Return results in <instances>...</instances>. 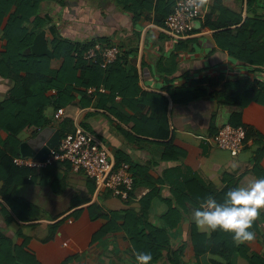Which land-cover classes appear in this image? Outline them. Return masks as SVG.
<instances>
[{
	"label": "crops",
	"instance_id": "crops-1",
	"mask_svg": "<svg viewBox=\"0 0 264 264\" xmlns=\"http://www.w3.org/2000/svg\"><path fill=\"white\" fill-rule=\"evenodd\" d=\"M175 1L66 0L63 7L58 3H49L52 13L57 16H54V21L59 33L64 38L92 46H120L121 54L111 65L110 76L114 80L113 87L122 90L126 96L118 91L111 92L103 82L98 88L101 90L94 93L112 96L113 100L105 102L96 98L94 102L105 106L99 109L86 107L78 123L86 124V130L112 152L115 161H123L130 167L143 166L155 179L171 181L173 187L167 183L156 185L159 193L153 203L151 221L159 223L164 221L163 215L168 210L165 200L170 199L171 190L179 188L189 176L196 175L218 190H222L230 180L238 181V186H246L255 179L264 178V106L257 102L239 106L228 99L231 90L227 91L226 97L221 92L226 82L244 79L264 82V68L255 70L234 59L218 46L214 37L215 30L203 29L206 16L212 12L220 14L228 11L234 16L242 17L240 25L231 27L235 29L244 24L248 16H253V12L260 15L264 13V9L256 8V11L248 13L245 10V0H199L204 14L201 29H195L196 32L186 37L177 38L164 25ZM51 38L52 35L47 30V42ZM59 64L60 61H53L55 68ZM105 73H109L108 69ZM201 81L203 83L195 90L198 94L196 98L184 103L172 99L178 88L185 85L193 87ZM13 85L11 79L0 74V101L10 95ZM74 94L80 105L82 95ZM156 95L169 100L167 119L170 137L167 141L146 135L151 127L154 129L153 133H157V122L164 125L163 119H160L163 100ZM53 112L52 107L47 111L51 117ZM88 112L93 114L88 116ZM236 114L240 116L232 118ZM67 120L71 119L53 121L52 127L60 129V123ZM232 120L255 131L246 140L242 153L236 157L207 140L214 137L222 126L231 124ZM71 121L72 125H76ZM74 132L65 130L61 138ZM34 134V128H26L18 138L23 143ZM7 136L0 129V138L5 140ZM168 141H173L177 149L173 150L172 155L181 153L176 159H162L165 153L163 142ZM256 157L260 163L258 175L254 171ZM133 170L136 171V168ZM55 178V183L51 185H26L28 189L25 193L20 192L22 187L19 189L22 197L42 209L39 220L33 222L35 226L26 224L22 228L31 237L29 250L39 263L62 264L70 259L68 264H136L124 232L99 236L107 220L92 219L93 215L89 210L91 205L97 204L109 212L123 211L128 208L127 204L113 197L109 191L98 192L93 180L83 172H72L68 163L57 168ZM1 184L0 182V186ZM142 189L151 191L150 187L145 186L138 189V193ZM34 191V199L27 197V193L32 197ZM61 197L65 198L67 204L59 213L60 210H56V207ZM88 198L91 201L84 203ZM133 200L135 209L139 211L141 200ZM46 209H54L55 214L51 215ZM58 222L61 223L53 233L50 226ZM258 222V232L246 244L252 252L264 254V211L258 216ZM192 225L195 224L190 214L189 218L184 217L177 227L170 229L172 249L185 247V264H225L215 254L208 253L201 261L192 257ZM0 227H5L1 215ZM11 228L18 230L15 225ZM247 256L251 257V253ZM156 264L172 263L166 255ZM232 264L249 262L246 257L236 255Z\"/></svg>",
	"mask_w": 264,
	"mask_h": 264
},
{
	"label": "trees",
	"instance_id": "trees-1",
	"mask_svg": "<svg viewBox=\"0 0 264 264\" xmlns=\"http://www.w3.org/2000/svg\"><path fill=\"white\" fill-rule=\"evenodd\" d=\"M65 2L66 0H0V74L14 82L10 95L0 101V129L8 134L5 140L0 138V182L2 183L0 215L5 225V227H0V264H40L37 257L29 250L31 237L27 236L22 228L27 223H31L28 226H35L33 222L39 220L42 209L22 197L19 189L26 185L55 183L57 168L67 164V162H55L46 168L17 166L13 160L14 157L21 156V141L18 135L26 128H34L36 134L52 126L53 117L48 115V109L52 107L56 111L70 105L76 101L74 93L82 95L83 99L80 103L82 109L89 106L96 109L104 107L105 104L98 105L94 100L99 98L109 102L113 100L112 96L87 93L89 88H99L103 82L111 92L118 91L126 96L122 90L113 87L114 80L110 76L111 66L106 75V70L100 65L89 63L84 58V53L92 45L64 38L59 33L49 3H58L63 7ZM174 6L175 3L173 8ZM173 8L167 17L172 13ZM256 8L264 9V0H248V13L256 11ZM253 13V16L246 18L244 24L232 29L231 27L242 23V17L234 16L228 11L220 14L212 12L206 16L203 29L215 30L214 37L218 46L227 51L231 57L255 70H262L264 68V13L260 15ZM43 30H48L52 35V38L48 40V45L54 57L25 54L32 46L35 37ZM54 60L60 61L58 68L54 67ZM202 83L203 81L197 82L193 87L185 85L178 88L172 99L184 103L196 98L197 88ZM52 90L56 93L52 94ZM228 90H231L228 99L236 105L244 107L251 102H257L264 106V82L250 79L226 82L221 90L225 97ZM156 97L163 100V112L160 119H163L164 125L157 122L159 128L157 133H153L154 129L151 127L146 135L167 141L170 137L167 119L169 100L163 96L156 95ZM137 103L143 105L140 101ZM91 114L93 113L88 112L86 115ZM237 116L240 114L233 115L232 118H237ZM155 118L158 119L157 116ZM235 122L232 120L231 125L240 126ZM78 127L87 129L83 122ZM245 129L247 139L255 134L254 129L250 127H245ZM60 130L62 133L67 128H60ZM67 131L74 132L77 129L72 126ZM163 143L165 153L162 159H176L181 154L172 155L173 150H177L173 141ZM257 157L254 168L256 175H258L260 164ZM116 163L120 165L123 161L116 160ZM68 166L71 168L69 163ZM130 168L134 178L135 193L131 194L129 200L123 201L128 208L123 211L109 212L97 204L89 207L93 215L92 219L107 220L99 236L124 232L131 245L134 258L139 252H150L152 255L150 264L158 263L166 255L172 264H185L183 261L185 247L172 249L170 229L177 227L184 217L189 218L193 209L204 198L212 196L217 200H222L228 190L238 187V181L230 180L222 190H218L213 184H206L196 175L185 178L179 188L171 190L170 199L165 200L168 210L163 215V223H159L151 221L153 203L159 193L156 185L165 183L172 185L171 181L155 179L143 166L137 165ZM133 168H136V171ZM145 186L150 187L151 191L140 199L141 209L137 211L133 205L135 202L133 198L138 189ZM90 201L91 199L88 198L84 200V203ZM60 223L50 226L53 233L57 231ZM12 225L17 226L18 230H13ZM258 230L257 217L251 231L256 234ZM191 244L192 257L196 261H201L206 254L210 253L219 255L226 262L225 264H232V259L236 255L246 257L249 264H264V254L252 252L246 243L240 246L234 245L231 236L223 232L217 231L208 235L199 232L196 226L192 225ZM249 252L251 257L247 256ZM69 261L70 259H67L62 264H68Z\"/></svg>",
	"mask_w": 264,
	"mask_h": 264
},
{
	"label": "built area",
	"instance_id": "built-area-1",
	"mask_svg": "<svg viewBox=\"0 0 264 264\" xmlns=\"http://www.w3.org/2000/svg\"><path fill=\"white\" fill-rule=\"evenodd\" d=\"M204 14L199 0H176L172 13L165 20V29L174 37H186L195 29L193 22L203 20ZM121 54L119 45L95 44L85 53L84 58L92 64H98L102 69H108ZM101 89L91 87L87 90L93 94ZM56 91L52 90V94ZM65 108L53 112V121L63 119ZM247 133L244 126L225 124L208 142L215 147L228 151L231 156L242 153ZM14 163L19 167L46 168L55 162H67L72 172H83L93 180L97 191H109L115 198L122 201L129 200L134 192V178L130 165H117L114 155L92 134L82 131L79 127L76 132L68 133L61 138L59 145L51 151L45 160L34 157H14ZM143 192V193H142ZM135 194V200L142 199L149 191L143 190Z\"/></svg>",
	"mask_w": 264,
	"mask_h": 264
},
{
	"label": "clouds",
	"instance_id": "clouds-1",
	"mask_svg": "<svg viewBox=\"0 0 264 264\" xmlns=\"http://www.w3.org/2000/svg\"><path fill=\"white\" fill-rule=\"evenodd\" d=\"M264 211V178H258L246 186L228 190L222 200L212 196L204 198L191 213L196 228L208 235L223 232L231 236L236 246L255 237L251 231L253 222ZM150 252H139L136 264H150Z\"/></svg>",
	"mask_w": 264,
	"mask_h": 264
},
{
	"label": "water",
	"instance_id": "water-1",
	"mask_svg": "<svg viewBox=\"0 0 264 264\" xmlns=\"http://www.w3.org/2000/svg\"><path fill=\"white\" fill-rule=\"evenodd\" d=\"M248 0H245V10L247 11ZM245 20V18H244ZM194 29L199 30L202 26L201 20H196L193 23ZM25 54L46 56L53 58L54 54L50 49L47 42V30L41 31L34 39L30 48L27 49ZM86 110L81 109L77 101H73L70 105L65 107V119L73 120L78 126V120L82 113ZM82 131L89 133L85 129L80 128ZM61 130L52 126H48L38 131L31 139L20 144V153L23 157H34L36 159L45 160L49 157L52 150H54L61 140ZM31 224V223H27Z\"/></svg>",
	"mask_w": 264,
	"mask_h": 264
},
{
	"label": "rangeland",
	"instance_id": "rangeland-1",
	"mask_svg": "<svg viewBox=\"0 0 264 264\" xmlns=\"http://www.w3.org/2000/svg\"><path fill=\"white\" fill-rule=\"evenodd\" d=\"M52 15L53 16H56V13H52ZM57 17V16H56ZM69 124V125H68ZM72 126H74V128L76 129V125H71V123L69 122V121H67V122H62L61 124H60V128H67V130L68 129H70V127H72ZM1 187V186H0ZM26 189H28L26 186H24V187H22L21 189H20V192L21 193H25V190ZM19 192V193H20ZM28 195H27V197H29L30 199H34L35 198V196H36V194H35V191L32 193V197H30L31 196V194L30 193H27ZM65 200V198L64 197H61L60 198V202H59V205L56 207V210H60V211H58L59 213L61 212V210H62V208L64 207V206H66V202L64 201ZM61 208V209H60ZM55 209V208H54ZM53 209V210H54ZM47 210V209H46ZM53 210H50V211H48L51 215H54L55 213H54V211Z\"/></svg>",
	"mask_w": 264,
	"mask_h": 264
}]
</instances>
